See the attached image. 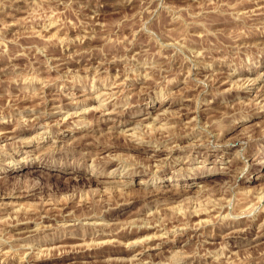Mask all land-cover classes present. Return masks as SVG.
<instances>
[{
	"label": "rangeland",
	"instance_id": "1",
	"mask_svg": "<svg viewBox=\"0 0 264 264\" xmlns=\"http://www.w3.org/2000/svg\"><path fill=\"white\" fill-rule=\"evenodd\" d=\"M0 264H264V0H0Z\"/></svg>",
	"mask_w": 264,
	"mask_h": 264
},
{
	"label": "bare ground",
	"instance_id": "2",
	"mask_svg": "<svg viewBox=\"0 0 264 264\" xmlns=\"http://www.w3.org/2000/svg\"><path fill=\"white\" fill-rule=\"evenodd\" d=\"M262 78V77H261ZM256 79V78H255ZM258 79V78H257ZM254 80V79H253ZM249 81V80H248ZM253 82H255V81H253ZM248 83V82H247ZM251 83V82H250ZM249 83V84H250ZM256 83V82H255ZM111 89V88H110ZM109 91H113V90H109ZM109 91H104V92H102V93H100V94H98V95H96V96H94V97H92V95L91 96H89V98H87L86 100L88 101V100H92V101H103V98H105V96L106 95H110L109 96V98L112 96V94H113V92L111 93V92H109ZM105 106V105H104ZM104 112V114H103V116H105V117H107V119H109L110 120V118H111V116H113V115H115V114H117L116 112H114V110L113 111H111V112H108V113H106V111H103ZM77 115H78V113H77ZM106 119V118H105ZM104 121H106V120H104ZM40 124V123H39ZM61 125V124H60ZM148 245V244H147ZM153 246H154V243H153ZM147 247V246H146ZM145 247V248H146ZM156 247V246H155ZM147 250V249H146ZM144 251H145V249H144ZM140 254H142V253H140ZM171 260V259H170Z\"/></svg>",
	"mask_w": 264,
	"mask_h": 264
}]
</instances>
